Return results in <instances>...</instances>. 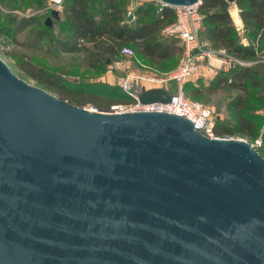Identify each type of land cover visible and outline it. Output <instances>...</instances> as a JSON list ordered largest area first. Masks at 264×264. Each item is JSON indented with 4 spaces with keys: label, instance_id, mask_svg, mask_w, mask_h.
Returning <instances> with one entry per match:
<instances>
[{
    "label": "water",
    "instance_id": "95a60500",
    "mask_svg": "<svg viewBox=\"0 0 264 264\" xmlns=\"http://www.w3.org/2000/svg\"><path fill=\"white\" fill-rule=\"evenodd\" d=\"M0 264H264V157L182 116L72 104L0 60Z\"/></svg>",
    "mask_w": 264,
    "mask_h": 264
},
{
    "label": "trees",
    "instance_id": "16d2710c",
    "mask_svg": "<svg viewBox=\"0 0 264 264\" xmlns=\"http://www.w3.org/2000/svg\"><path fill=\"white\" fill-rule=\"evenodd\" d=\"M155 4L146 0L140 2L133 10L134 18L128 20L124 0H64L62 14L70 39L57 41L58 48L61 52H74L82 47L81 42L91 43L92 47L86 50L91 63L96 64L111 59L118 54L120 47L131 44L142 59L165 69L166 62L182 55L183 46L179 38L161 33L165 26L175 20L174 9L169 6L160 8ZM233 6L238 9L236 16L243 24L242 35L230 13ZM199 12L202 15V29L204 27V36L200 31V37L210 47L225 48L244 61L256 60L258 50H262L264 58V0H235L233 4L227 0H201ZM30 20L24 19L22 23H31ZM11 21L14 19L11 18ZM47 32L46 28L44 33ZM29 74L45 88L78 106L91 103L96 109L110 111L114 104L131 102V98L115 85H72L43 67H32ZM255 78L252 65H241L218 73L205 90L210 93L219 89L247 92L248 81H254L255 88L262 87L264 90V83L261 85ZM191 93L199 95L197 90ZM234 106L235 125L216 118L215 134L220 137L235 133L251 139L260 137L257 151L264 157V121L259 123L258 117L247 112L249 107L244 97H238Z\"/></svg>",
    "mask_w": 264,
    "mask_h": 264
},
{
    "label": "rangeland",
    "instance_id": "374dc122",
    "mask_svg": "<svg viewBox=\"0 0 264 264\" xmlns=\"http://www.w3.org/2000/svg\"><path fill=\"white\" fill-rule=\"evenodd\" d=\"M124 1L126 2L127 12L128 7L133 3L132 0ZM63 3L64 0L61 4H54L50 0H0V60L14 75L24 82L39 87L62 99L56 92L45 88L35 80L29 74V69L32 67H43L58 76H62L66 83L72 85L104 83L106 85L117 86L118 79L126 77L128 74L157 78L168 75L179 65L181 55L166 62L165 69L151 64L148 60L142 59L131 44L127 45L133 50L132 56L118 53L111 59L103 63L97 62L96 64L91 63L88 50H86L92 47L91 43L81 42L82 47L79 50L61 52L57 41L70 39L65 30L64 15L62 14ZM91 5H93V2ZM155 5L158 7L157 3ZM52 9L58 10V15H52ZM231 11L233 10H230L232 15ZM47 17L50 18V25L45 23ZM11 18L14 21L10 23ZM24 19H31V23H22ZM46 28L48 30L47 34L44 33ZM203 30L204 27L201 30L204 36ZM240 34H243V29ZM246 62H248L247 65H252V69L256 73L255 79L262 85L264 83V58L262 57V50H258L256 60ZM205 70L201 74H197L184 82L182 88L189 99L197 100L212 107L217 118L230 125H235L236 111L234 105L238 97H244L245 103L249 107L247 112L258 117L259 123L264 121V90H262V87L255 88L254 81H248L247 92L238 89H219L210 93L205 89L208 85H211L213 78L221 71L214 74V72ZM132 85V93L134 97H138L143 91L153 88H159L168 93L175 92L177 91L178 83L167 81L160 85L155 81L143 82V80H139L134 81ZM192 90L199 91V95H192ZM63 100L68 101L67 99ZM132 100L134 99L132 98L130 103H132ZM112 106L110 107V111L114 112ZM82 107L96 109L91 103H85ZM220 138L242 140L256 150L260 145V137L251 139L249 136L243 134L235 133Z\"/></svg>",
    "mask_w": 264,
    "mask_h": 264
},
{
    "label": "built area",
    "instance_id": "2783aa9c",
    "mask_svg": "<svg viewBox=\"0 0 264 264\" xmlns=\"http://www.w3.org/2000/svg\"><path fill=\"white\" fill-rule=\"evenodd\" d=\"M54 4H61L63 0H50ZM144 0H132L127 9L128 20L134 18L133 10L137 4ZM154 1L159 7L169 6L175 11V20L165 26L161 33L164 36H174L179 38L183 46V52L179 65L168 75L161 77H142L137 74H128L126 77L118 79L117 86L132 100L129 104L113 105L114 112L126 111H155L174 114L188 119L195 130L209 138H220L214 132L216 114L214 109L197 100L189 99L184 91L183 84L191 77L201 74L202 71L228 72L237 66L247 65L248 62L231 55L225 48H212L208 43L201 39L202 15L199 12L201 0L191 4L167 5L160 0ZM130 17V18H129ZM121 55L132 56L133 50L129 46H122L118 50ZM119 64V63H118ZM205 70V71H206ZM155 81L160 85L167 81L178 83L177 91L169 93L167 102L141 103L140 94L138 97L133 95V85L135 81Z\"/></svg>",
    "mask_w": 264,
    "mask_h": 264
},
{
    "label": "crops",
    "instance_id": "0c3cea01",
    "mask_svg": "<svg viewBox=\"0 0 264 264\" xmlns=\"http://www.w3.org/2000/svg\"><path fill=\"white\" fill-rule=\"evenodd\" d=\"M230 10H233V11H231L232 15H233V17H232L233 18V22H234L238 32L240 33L242 31V29H243V24L241 22V19H240L239 15H238L239 21H238V18L236 16V13L238 14V9L235 6H233ZM239 30H241V31H239Z\"/></svg>",
    "mask_w": 264,
    "mask_h": 264
},
{
    "label": "bare ground",
    "instance_id": "6f19581e",
    "mask_svg": "<svg viewBox=\"0 0 264 264\" xmlns=\"http://www.w3.org/2000/svg\"><path fill=\"white\" fill-rule=\"evenodd\" d=\"M150 90V89H149Z\"/></svg>",
    "mask_w": 264,
    "mask_h": 264
}]
</instances>
